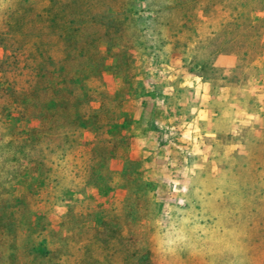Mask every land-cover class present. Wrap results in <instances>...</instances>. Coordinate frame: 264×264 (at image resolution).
I'll list each match as a JSON object with an SVG mask.
<instances>
[{"label": "rangeland", "instance_id": "obj_1", "mask_svg": "<svg viewBox=\"0 0 264 264\" xmlns=\"http://www.w3.org/2000/svg\"><path fill=\"white\" fill-rule=\"evenodd\" d=\"M0 264H264V0H0Z\"/></svg>", "mask_w": 264, "mask_h": 264}]
</instances>
